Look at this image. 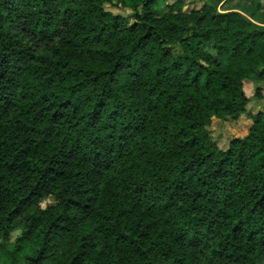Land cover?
I'll use <instances>...</instances> for the list:
<instances>
[{"label": "trees", "instance_id": "trees-1", "mask_svg": "<svg viewBox=\"0 0 264 264\" xmlns=\"http://www.w3.org/2000/svg\"><path fill=\"white\" fill-rule=\"evenodd\" d=\"M222 1L0 0V264L264 259V26Z\"/></svg>", "mask_w": 264, "mask_h": 264}, {"label": "rangeland", "instance_id": "rangeland-1", "mask_svg": "<svg viewBox=\"0 0 264 264\" xmlns=\"http://www.w3.org/2000/svg\"><path fill=\"white\" fill-rule=\"evenodd\" d=\"M174 0H166L168 4H171V2ZM205 1H208L214 5L218 3V0H186V7L185 11H191L193 9H196V3H204ZM224 1V0H223ZM220 2L218 7V10L221 12H224L226 10H239L244 13V17L248 21H252L256 23L255 15L258 16L257 19H264V0H229L227 2ZM225 3V4H224ZM256 3H260L261 8L258 9L256 7ZM226 5V7H224ZM105 10L126 17L127 19H130V11L127 9H121V8H115L109 5L105 6ZM259 23V22H257ZM260 24V23H259ZM262 24V23H261ZM255 87H261L264 88V81L260 80H254V84H248L246 86V90L248 91L249 95H251L250 101H251V109L254 112L262 111L264 112V101L258 100L253 97V93L255 90ZM250 128V123L247 119L241 118L239 121H230V120H218L213 119L212 125L209 128L211 137L215 140L218 147L222 150H226V148L229 145V142L233 138L237 137H243L246 135L247 131ZM47 205V202H44L42 204V207L45 208ZM259 264H264V259L260 260Z\"/></svg>", "mask_w": 264, "mask_h": 264}, {"label": "crops", "instance_id": "crops-1", "mask_svg": "<svg viewBox=\"0 0 264 264\" xmlns=\"http://www.w3.org/2000/svg\"><path fill=\"white\" fill-rule=\"evenodd\" d=\"M174 1H172L171 3H173ZM227 1H229V0H224L223 2H227ZM196 6H197L196 9H193V10H199L202 7V3L201 4L200 3H196ZM224 7H226V5ZM227 11H237V10H226L224 12H227ZM237 12L241 13L242 15H244V13L242 11H239L238 10ZM256 16H258V15L257 14L255 15V20L260 23L259 24V23L256 22V24L261 25V26H264V19L263 20L262 19H259V18L257 19Z\"/></svg>", "mask_w": 264, "mask_h": 264}]
</instances>
